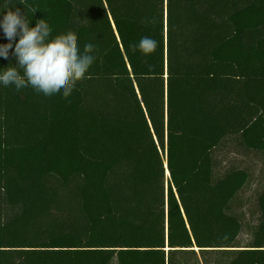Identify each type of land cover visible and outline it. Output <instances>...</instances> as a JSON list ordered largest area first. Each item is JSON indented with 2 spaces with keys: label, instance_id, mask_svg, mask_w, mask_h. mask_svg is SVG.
Listing matches in <instances>:
<instances>
[{
  "label": "trees",
  "instance_id": "trees-1",
  "mask_svg": "<svg viewBox=\"0 0 264 264\" xmlns=\"http://www.w3.org/2000/svg\"><path fill=\"white\" fill-rule=\"evenodd\" d=\"M8 6L97 58L67 99L0 84V264H196V248L204 264H264V188L242 246L229 207L248 173L214 176L228 136L264 154V0ZM145 36L149 55L133 47Z\"/></svg>",
  "mask_w": 264,
  "mask_h": 264
},
{
  "label": "clouds",
  "instance_id": "clouds-1",
  "mask_svg": "<svg viewBox=\"0 0 264 264\" xmlns=\"http://www.w3.org/2000/svg\"><path fill=\"white\" fill-rule=\"evenodd\" d=\"M8 5L9 0H6L0 28L9 43L0 45V57H9L13 41L19 36L12 52L17 66L0 70V84L14 86L17 91L31 87L45 96L62 94L67 99L77 82L85 79L97 58L93 54L97 49L87 43L81 53L78 37L71 30L50 39L52 30L45 19L38 20L35 27H29L27 15ZM157 46L156 40L145 36L133 47L149 55L156 51Z\"/></svg>",
  "mask_w": 264,
  "mask_h": 264
},
{
  "label": "rangeland",
  "instance_id": "rangeland-1",
  "mask_svg": "<svg viewBox=\"0 0 264 264\" xmlns=\"http://www.w3.org/2000/svg\"><path fill=\"white\" fill-rule=\"evenodd\" d=\"M214 176L223 174L232 169H244L248 173V180L243 188L230 201V211L236 214L242 223V231L238 237V245L246 246L251 241L253 232L259 224L261 211L259 207V194L264 188V154L246 148L241 143L238 135L226 137L214 149ZM200 261L196 264H204L199 248H196ZM220 251L206 254L209 264H220ZM111 264H117L116 258ZM190 264H195L192 261Z\"/></svg>",
  "mask_w": 264,
  "mask_h": 264
},
{
  "label": "water",
  "instance_id": "water-1",
  "mask_svg": "<svg viewBox=\"0 0 264 264\" xmlns=\"http://www.w3.org/2000/svg\"><path fill=\"white\" fill-rule=\"evenodd\" d=\"M167 171H168V166L166 165ZM169 176V174H167Z\"/></svg>",
  "mask_w": 264,
  "mask_h": 264
},
{
  "label": "bare ground",
  "instance_id": "bare-ground-1",
  "mask_svg": "<svg viewBox=\"0 0 264 264\" xmlns=\"http://www.w3.org/2000/svg\"><path fill=\"white\" fill-rule=\"evenodd\" d=\"M167 174H169V171H167Z\"/></svg>",
  "mask_w": 264,
  "mask_h": 264
}]
</instances>
